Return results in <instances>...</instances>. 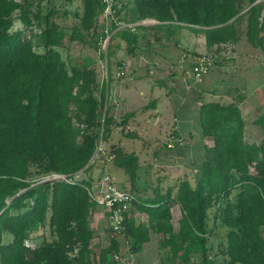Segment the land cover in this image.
<instances>
[{"label": "trees", "instance_id": "trees-1", "mask_svg": "<svg viewBox=\"0 0 264 264\" xmlns=\"http://www.w3.org/2000/svg\"><path fill=\"white\" fill-rule=\"evenodd\" d=\"M82 1V12L76 11L80 24L95 30L103 4ZM131 3L135 20L198 25L209 46L236 41L245 22L248 40L264 52V0ZM55 12L45 10L41 0H0V264H94L119 252L118 233L98 251L92 242L96 202L92 182L82 172L91 168L100 141L134 112L118 121L109 112L107 86L99 82L92 59L71 63L62 56L58 47L65 32ZM16 19L24 28H13ZM200 117L214 144L206 146L197 183L184 178L176 194L169 189L166 197L141 200L144 220L126 216L123 232L133 251L142 249L152 230L161 233L162 264H218L211 256L215 248L225 264H264V137L245 139L236 102H204ZM105 153L125 169L133 188L138 155L116 144ZM54 173L66 177L42 181ZM221 226L225 237L211 245L210 235ZM46 227L48 236L36 242ZM195 254L202 255L200 263Z\"/></svg>", "mask_w": 264, "mask_h": 264}, {"label": "crops", "instance_id": "crops-1", "mask_svg": "<svg viewBox=\"0 0 264 264\" xmlns=\"http://www.w3.org/2000/svg\"><path fill=\"white\" fill-rule=\"evenodd\" d=\"M124 4L123 1V6ZM131 5L132 3L127 9L123 7V18L129 23H136L135 30L125 28L127 32L120 33L122 30L120 29L112 37L117 38L119 35L120 39L127 43L126 49L112 53V64L116 68V76L123 62L127 65V75L123 77L118 92L114 95L110 113L118 121H121L129 112H134V114L129 117L128 121L113 128L112 133L119 132L117 141L109 142L111 133L105 142L109 147L116 144L127 152L133 151L139 157L138 178L134 185V188L139 189L137 192L135 191L138 200L130 208V217L139 222L145 218L140 208V201H149V198L159 197L142 195V190L144 191L145 187L140 183V169L149 153L143 147L147 143L149 146L157 144L158 137L162 133L163 135L172 133L168 145H164L165 149L173 147L177 140L184 143L192 136L191 129L184 130L181 126L178 108L182 106L184 96H179V104L175 103L174 96L177 94L178 88H197L199 94L196 99V111L199 112V115L200 107L204 102L238 103L245 120V139L253 142L264 137V52L248 40L245 30L241 31V35L236 41L209 46L205 33L198 29V25L180 21H160L152 17L135 20L132 16ZM204 53H212L216 59L210 71L204 74L201 79H196L197 82H195L193 78L196 77L191 69L198 57ZM204 136L203 162L206 146L214 144V138L211 135L204 134ZM105 147L107 146L105 145ZM105 152H107L106 148L103 150V153ZM152 156L150 162L157 160L158 156L155 151ZM105 167L117 184L122 186L131 183L125 169L118 166L114 159L108 160L105 153L103 158L97 156L89 171L82 172L91 180V188L94 191L99 192L106 186L102 180ZM154 187H159V183ZM90 221L94 230L92 242L97 246V251L100 247H108L112 231L107 207L96 203ZM153 233L157 237V244L145 251L155 249L157 254L155 259L147 262L144 254L140 258L138 256L140 251H135L130 259L135 264H157V261L161 263L162 234L152 230L151 238ZM117 237L120 242L118 254L121 257L108 255L107 260L94 264L129 263L125 255L130 241L124 235H117ZM150 240L144 243L142 250ZM214 251H217L216 248ZM211 256L216 259L218 264H225L223 254L214 253Z\"/></svg>", "mask_w": 264, "mask_h": 264}, {"label": "rangeland", "instance_id": "rangeland-1", "mask_svg": "<svg viewBox=\"0 0 264 264\" xmlns=\"http://www.w3.org/2000/svg\"><path fill=\"white\" fill-rule=\"evenodd\" d=\"M123 1L125 2L126 9L129 8L131 1ZM34 2L37 3L38 0H34ZM41 6L45 10L51 8L55 9L56 12L54 18L60 23L65 32V37L61 45L58 47L62 53V56L71 63H82L87 58L92 59L94 62L98 70L99 82H105L107 86V105H109L110 112L114 95L118 92L119 85L121 84L123 77H126L127 75V71H125L122 77L116 76V68L112 64V53L126 49V41L121 40L120 36L118 35L117 38H111L108 43L105 42V39L108 36L106 34H102L101 30L105 28L106 21L101 17V13L97 18V29H83L80 24V18L76 14V11L82 12L83 10L82 0H41ZM245 27L246 23L244 22L241 24L242 31L245 30ZM13 28H24V23L20 19H16ZM111 28L115 29V27L110 26V29ZM25 30L30 33V28ZM94 31H97V34H95ZM125 31L127 32L126 29H122L120 33H125ZM36 48L39 51L43 50V47L39 45H37ZM196 79L197 78H193V81L197 82ZM176 92L177 94L174 96L176 104L180 103L179 96H184V102L182 106L178 108L181 126L184 130L191 129L193 131L192 136L190 140L185 141L184 143H180L179 140H177L173 147H168L165 149L164 145H168V142L172 138V133L170 132L167 135H163L162 133L161 136L158 137L159 140L157 144L155 143L153 146H149L147 143V145L143 147L144 150H148L149 152L147 159H145L141 164L142 167L140 169V183H142V186L145 187V190H142L143 196L145 194L146 196L156 195L160 198L166 197L168 195L164 192H167L170 187H172V194H176L179 183L182 179L187 178L191 184H196L202 175L201 166L204 158L205 136L202 132L199 112L196 111V99L199 92L196 87H192L191 89L180 87ZM118 133V131L113 132L109 142L117 141L119 137ZM105 145L107 147H105ZM98 146L100 147V152H97V154L92 158L91 163L94 162L97 156L102 158L105 157V153H103L105 148L106 151H109L110 149L106 142L102 140ZM154 151L158 156L157 160L150 162L149 160L153 158L152 154ZM82 175H84V173H82ZM158 183L159 187H154ZM124 186L131 188L134 192L139 190L134 188V186L132 188L131 183ZM131 206H133V204ZM174 214V220L178 226L177 220L181 215V210L178 204L174 206ZM212 219L213 213H211V223L213 222ZM48 234L49 230L48 227H46L45 234L38 237L36 242H40L44 237L48 236ZM119 235L126 236L124 232L119 233ZM224 237V227H216L214 229V233L210 235V244L216 246L220 240H222L221 238ZM126 238L128 239L127 236ZM156 239L157 237L153 233L151 240L146 243L145 249L139 250L140 252L138 253V256L140 258H142V254H144L147 262L155 259L154 257L157 255L155 249L151 251L145 250H149L148 248H153V245L157 244ZM28 243L32 244L33 242L32 240L28 239ZM127 246L128 249L125 255L127 257L126 260L129 261L128 264H135L132 260H130L135 251L131 249L129 244ZM216 252L217 251H211V254L213 255ZM115 256L121 257V255L118 253H116ZM193 260L200 263L202 260V255L195 254L193 256ZM157 264H162V262L159 263L157 261Z\"/></svg>", "mask_w": 264, "mask_h": 264}, {"label": "built area", "instance_id": "built-area-1", "mask_svg": "<svg viewBox=\"0 0 264 264\" xmlns=\"http://www.w3.org/2000/svg\"><path fill=\"white\" fill-rule=\"evenodd\" d=\"M103 8L101 11V17L106 21L103 32L108 36L105 42L108 43L111 40L113 34L120 29L130 28L135 30L136 23H129L123 18V0H101ZM110 26L115 27L110 29ZM215 55L212 53L201 54L194 63L191 72L197 79H201L202 76L208 73L215 62ZM126 63L123 62L117 72V76L121 77L126 71ZM108 160L113 159V155L106 156ZM66 177L65 175L54 173L47 177ZM102 180L106 186L99 192L94 191L91 188V194L97 204H102L107 207L110 215V228L112 236L115 234L123 233L124 221L126 216L130 215V208L135 199V194L131 188L124 185L117 184L106 167L102 175ZM28 243V240H26ZM29 244V243H28Z\"/></svg>", "mask_w": 264, "mask_h": 264}, {"label": "water", "instance_id": "water-1", "mask_svg": "<svg viewBox=\"0 0 264 264\" xmlns=\"http://www.w3.org/2000/svg\"><path fill=\"white\" fill-rule=\"evenodd\" d=\"M99 148H100V147L98 146V148H97V150H96L94 156L97 154ZM94 156H93V157H94ZM93 157H92V158H93ZM92 158H91V160H92ZM91 160H90V162H91ZM56 178H59V176L47 177V178H44L42 181L50 180V179H56Z\"/></svg>", "mask_w": 264, "mask_h": 264}]
</instances>
